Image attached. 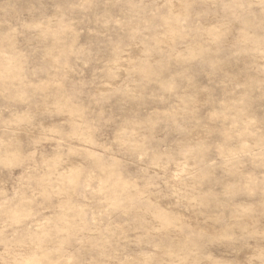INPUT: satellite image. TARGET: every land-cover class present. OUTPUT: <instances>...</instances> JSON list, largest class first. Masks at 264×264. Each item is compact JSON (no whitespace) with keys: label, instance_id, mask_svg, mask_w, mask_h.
Instances as JSON below:
<instances>
[{"label":"clouds","instance_id":"clouds-1","mask_svg":"<svg viewBox=\"0 0 264 264\" xmlns=\"http://www.w3.org/2000/svg\"><path fill=\"white\" fill-rule=\"evenodd\" d=\"M0 264H264V0H0Z\"/></svg>","mask_w":264,"mask_h":264},{"label":"rangeland","instance_id":"rangeland-1","mask_svg":"<svg viewBox=\"0 0 264 264\" xmlns=\"http://www.w3.org/2000/svg\"><path fill=\"white\" fill-rule=\"evenodd\" d=\"M86 39V38H85ZM112 135V132H111V130H107L106 132H105V136L106 137H110ZM55 148V144L53 143V144H48V145H45V150L47 151V152H51L53 149ZM130 172H134L135 171V168L134 167H129V169H128ZM20 174V170L19 169H16L15 171H14V173H13V175H19ZM5 178H7V174H5Z\"/></svg>","mask_w":264,"mask_h":264}]
</instances>
